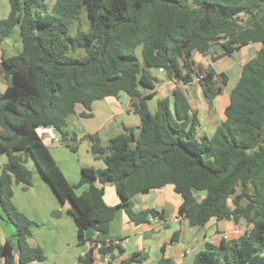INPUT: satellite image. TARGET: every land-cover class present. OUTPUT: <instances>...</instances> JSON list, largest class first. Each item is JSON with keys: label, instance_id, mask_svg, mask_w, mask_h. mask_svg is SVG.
I'll return each instance as SVG.
<instances>
[{"label": "trees", "instance_id": "16d2710c", "mask_svg": "<svg viewBox=\"0 0 264 264\" xmlns=\"http://www.w3.org/2000/svg\"><path fill=\"white\" fill-rule=\"evenodd\" d=\"M10 11L0 20V43L18 33L20 52L4 58L0 75L8 86L0 92V209L15 228L16 241L0 245V264L43 262L38 247L27 242L34 225L12 204L13 185L26 190L31 159L61 203L68 202L79 245H88L80 264H92L95 249L114 263L120 247L85 238L93 228L107 234L118 210L138 225L161 212H136L133 197L167 185L182 203L178 217L191 227L211 218L243 220L244 235L206 244L192 264H264V0H8ZM254 57L241 66L230 90L225 119L208 137L201 131L183 90L156 101L163 69L169 80L186 86L195 79L210 108L228 85L229 77L212 66L196 71L194 53L212 63L253 45ZM219 47L221 52L214 53ZM127 95L140 120L137 129L122 132L102 147L97 134H86L102 170L84 167L76 195L36 130L53 127L65 146L76 153V137L64 131L77 104L91 110L95 101ZM82 117L91 115L82 113ZM68 141L74 143L69 145ZM98 182L99 186L95 185ZM115 189L119 204L107 206L104 186ZM204 193L197 200L196 194ZM175 236L172 241H175ZM99 246V247H98ZM162 256L156 264H172ZM142 263L139 254L117 264Z\"/></svg>", "mask_w": 264, "mask_h": 264}, {"label": "crops", "instance_id": "0c3cea01", "mask_svg": "<svg viewBox=\"0 0 264 264\" xmlns=\"http://www.w3.org/2000/svg\"><path fill=\"white\" fill-rule=\"evenodd\" d=\"M9 11V1L0 0V20L6 19ZM259 48L260 45L258 44L245 47V49L249 50V53L253 54L251 57H254ZM19 52L20 43L18 33L15 31L11 37L4 39L0 43V67L4 58L12 57ZM196 54L194 53L193 55L194 60ZM199 56L202 63L209 64V61H211L209 55L204 57ZM195 63L197 65L196 60ZM203 67L207 68L208 65ZM155 77L158 82L155 90L156 95L152 99L169 98L171 92L176 87L180 88L183 90L192 112H196L201 131L208 137H211L216 127L225 119L224 110L229 103V96H218L214 100L213 106L208 109L200 86L198 91L192 92L189 95L187 90L188 85H177L174 81L169 80L165 74L161 73H158V76ZM194 82L197 83V80L195 79L190 84ZM7 86V80L3 75H0V92H4ZM120 97L118 99L108 97L95 101L91 105V110H86L83 106L79 109L78 106L81 105L77 104L75 114L67 118L64 131L68 133L69 137H76V144L79 143L82 135H86V132L88 134H97L100 145L105 147L111 138L122 132L123 126L137 129L140 125V120L130 108L129 98L125 103H122ZM150 100H147V105H149L148 102ZM82 113L90 114L91 116L85 118L81 116ZM81 119L92 120V125H89L87 128L82 125L80 128L81 136L78 137L73 131L74 124L72 122L78 123ZM36 132L41 142L49 150L67 182L71 186L77 187L82 168L94 167L71 162L65 171L60 166L58 159L66 158L67 151L65 150H68L72 154H76L77 151L76 153L71 152L65 146L60 132L53 127H41ZM60 146H64L65 149ZM2 165L0 160V173ZM34 168L38 176L37 178L33 176L31 187L26 190L17 184H14L12 187V204L20 213L34 223L30 228L27 242L31 247L40 248L45 256L43 262H31L29 264H80L78 259L87 253L89 246L78 244L77 227L71 214V207L68 202L61 203L59 201L35 164ZM103 168V166H99L96 170H102ZM95 185L99 186V183L96 182ZM87 190L88 186L84 185L77 187L74 192L76 195H81ZM204 195V193H197V200H202ZM104 202L110 207L119 204L115 189L111 185L104 186ZM181 203L180 196L174 192L171 185L151 190L146 194H136L133 197V208L136 212L155 210L162 213L163 219L158 220L154 218L152 222L149 221L136 225L130 222L125 212L120 209L116 212L107 234H98L93 228H89L85 231V238H98V240L103 242L114 239L125 240V246L121 248L123 253L118 254L117 251L115 252L114 263L116 264L133 254L141 255L142 263L135 262L132 264H156L162 256V247H164V257L169 259L172 264H192L196 254L203 250L206 244L217 246L222 240L236 239L244 235L248 229L243 220L235 222L231 219L216 218H211L203 226L191 227L188 225L186 219L178 217V209ZM56 211L60 213V216L53 218L51 215ZM4 217L0 209V245L6 241H16L15 228L11 223L5 221ZM156 225L158 229L155 228ZM173 236L176 237L174 238L175 241H172ZM111 258L112 256L107 257L100 253L98 249H95L92 264H109Z\"/></svg>", "mask_w": 264, "mask_h": 264}, {"label": "rangeland", "instance_id": "374dc122", "mask_svg": "<svg viewBox=\"0 0 264 264\" xmlns=\"http://www.w3.org/2000/svg\"><path fill=\"white\" fill-rule=\"evenodd\" d=\"M54 2V0H47L48 4H52ZM10 41V40H8ZM249 50L247 49H242L239 52H235L231 57H225L220 59L219 61H217L215 64L211 63V61H209V64L206 63H202L201 61V57L196 54L195 56V60L197 61V65H196V71H198L200 74L202 73V68H204L203 66H207L210 65L213 67V69L216 70L217 73H226L229 77V82L227 87L225 88L223 94L221 95L222 97L225 96H229L230 90L236 85L239 76H240V70H241V66L244 62H246L247 60H249L250 58H252L251 56L253 54L248 52ZM221 50L219 47H215L214 48V53H220ZM209 60V58H207ZM153 76H158V73L156 70H152L151 71ZM199 89V85L194 82L193 84L188 85V93L189 95L193 92L195 93V91H198ZM120 101L122 103H125L128 100L127 95L121 93L120 94ZM220 98V97H219ZM156 101L157 99H151L148 102V107L150 111H154L155 107H156ZM206 106H208V109H210V106L206 103ZM79 109L82 108V106H78ZM71 123V122H70ZM72 124H74L73 126V131L75 132L76 136H81V130L80 128L83 126H85V128H87L89 125H92V120L89 119H81L79 120L78 123L76 122H72ZM72 128V127H71ZM85 134H88L87 132ZM83 136V135H82ZM79 141V140H78ZM63 147L64 146H60ZM78 150L76 154H72L70 152H68V150L66 153V158L65 159H58V162L60 164L61 167H63L65 169V171L67 170V166H70V163H74V164H83L85 166H93L95 168V170L99 167V166H103L104 164L102 163L101 160L99 159H94V155L91 152L90 149V142L83 140V141H79V143L77 144ZM68 155V156H67ZM1 163L4 164L6 161V156L3 155L1 158ZM25 166L32 172V175L37 178L38 174L36 172V169L34 168V162L30 159Z\"/></svg>", "mask_w": 264, "mask_h": 264}, {"label": "built area", "instance_id": "2783aa9c", "mask_svg": "<svg viewBox=\"0 0 264 264\" xmlns=\"http://www.w3.org/2000/svg\"><path fill=\"white\" fill-rule=\"evenodd\" d=\"M158 73L163 74L164 73L163 69H158ZM149 221L150 222L154 221V218H149ZM175 222H177V220H175ZM155 228L158 229V226L156 225ZM105 243H106V246H114V247H120V248L125 246V240H121V239H114L111 241H107Z\"/></svg>", "mask_w": 264, "mask_h": 264}, {"label": "water", "instance_id": "95a60500", "mask_svg": "<svg viewBox=\"0 0 264 264\" xmlns=\"http://www.w3.org/2000/svg\"><path fill=\"white\" fill-rule=\"evenodd\" d=\"M68 144H69V145H73L74 143L71 142V141H68ZM51 216H52L53 218H57V217L60 216V213H59L58 211H56V212L52 213Z\"/></svg>", "mask_w": 264, "mask_h": 264}]
</instances>
